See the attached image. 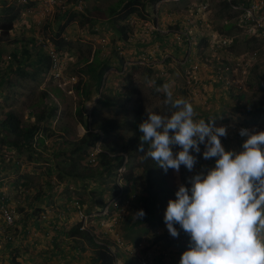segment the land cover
<instances>
[{
  "label": "rangeland",
  "instance_id": "1",
  "mask_svg": "<svg viewBox=\"0 0 264 264\" xmlns=\"http://www.w3.org/2000/svg\"><path fill=\"white\" fill-rule=\"evenodd\" d=\"M3 1L0 0V11L4 5ZM8 1L9 3L14 1L17 5H23L24 8L11 33L13 42L4 44V55L0 60V115L8 110H17L25 120L28 119L32 109L38 111L43 105V101L40 100L42 89H49L54 85L62 88L64 97L61 99L50 95L59 105V111L51 123L47 124L49 130L46 135L49 134V136L44 145L35 144L33 151L24 150L20 154L16 150L3 148L7 168L0 176L4 179V186L0 187V190L9 194L11 198L9 205L12 209L17 211L16 207L21 201L22 204L25 203V210L16 212L17 221L13 240H8L5 236L0 239V264H11L13 253L18 254L23 264H89L92 255L90 248L81 251L79 256L74 254L75 257L71 254L73 251L71 245L67 247L68 251L64 250L67 257H63L62 245L56 246L58 251L55 253L47 252L49 250L46 247L50 245L49 240L53 229L48 232L44 230L51 221L55 220L50 210L59 208L64 211L65 208L61 205L68 202V195L78 199L79 202H74L78 208L76 212L64 211L70 216L63 218L67 227L71 228L79 220L81 221L82 214L90 217V227L101 223L102 232L109 233L112 243L119 244L120 258L117 264H124L126 260L130 261L138 255L148 256L152 259V264H179L181 255L177 253L185 250L184 242H188L190 237L180 229L179 225H175L180 233L179 238H170L171 235L163 219L168 200L159 203L155 218L140 221L137 217L141 206L139 198L145 186L141 171L135 173L137 181L128 191H131L127 197L131 207L127 211L125 208L127 204L117 207L118 200L112 195L114 183L119 181L115 180V177H110L103 186L99 180H93L84 187V184L82 185L77 179L68 177L61 179L59 170L56 169L52 179L54 189L51 192L47 190L48 168L58 160L57 152L60 153L62 148L67 147L66 142L78 140L86 133V128L76 115V109L83 102L86 119L92 124L113 119L125 123V127L102 135L97 143V148L101 150L105 146L120 148L125 139L135 131H139V124L146 118V116L145 118L137 116L134 100L125 106L99 102L100 90H97L95 79L87 69L88 62L98 58L103 66L108 65L105 85L101 88L103 91L124 96L128 91H132L135 97L140 95L145 98V111L148 112L169 114L168 106L164 103L165 93L156 90L162 88L164 84H169L175 98L186 99L193 105L195 120L204 119L207 123L212 119L215 125H227V137H221V142L226 150L240 151L239 130L241 128L247 127L253 132L264 131V107L258 111L257 115L247 111L250 98H253V101H264V87H261L264 83L263 43L251 37L248 38L249 35L245 34L238 25L231 29L225 27L230 22H236L238 14L234 9L223 6L222 0H162L156 5L148 3L146 9L140 11L141 14L134 13L126 21L118 20L117 15H114L101 23L87 22L86 18L90 14L87 9L95 5L106 9L118 0H82L81 8L78 7L80 0H67L66 8L45 7L39 0ZM31 1H35V4ZM29 3L32 6H25ZM203 4L207 9H203L201 6ZM199 5L200 8L195 9ZM73 12L77 13L75 20L61 31L67 17ZM125 22L132 31L128 41H123L113 27L115 23L120 25ZM186 30L195 37L193 44L190 42L180 44L182 40L179 39V35ZM60 31L61 34H59ZM212 32L230 36L237 43L233 48L215 51L210 43H201V37ZM14 38L19 41L24 39L23 42L27 48L34 53L33 59L36 58V53L45 49L48 51L57 49L62 59V76L58 77L50 71L39 74L36 79L23 78L17 73L9 77L12 73L8 63L12 60L14 68L17 67V61L11 58V53L17 50L20 59L23 58L21 46L24 43L15 42ZM60 39H63V45L59 49L57 40ZM258 48L261 55L257 65L259 68L256 69L255 66L250 76L241 71L236 76L238 84V80L246 81L243 91H238L239 89L229 91L222 86L205 82L211 73L208 70H202L200 73L197 71L195 76L189 73V71L193 73L192 67L196 62L201 64L203 59L213 56L215 52L222 55H239L243 51ZM189 58L192 61L187 62ZM23 68L34 72L38 68V63L26 64ZM80 80H83L85 85L92 84L90 96L87 99H84V95L77 87ZM241 92H244L246 97L238 99ZM94 110H96L95 113ZM254 121L256 122L253 123ZM53 139L59 140L55 146L52 143ZM246 139L247 137H244V140ZM200 147L201 154L192 153L197 155L198 160L192 172L181 166L178 174L172 169L165 173L157 166L158 175L164 179L162 188H169L173 192L178 190L179 184H185L190 188L191 185L187 183L188 177L201 171L206 173L208 169L214 167L215 158L204 160L202 157L204 146ZM179 150V146H173V152ZM59 158L63 159L64 155L59 154ZM11 160L20 162L21 169L18 173L10 169ZM91 164L96 166L97 162ZM24 174H27V177L20 182L19 179ZM24 181L25 184H23ZM37 190H47V195L43 194L34 199L37 196ZM166 193L162 192L163 197ZM27 194L30 197L28 201ZM169 195L167 194L165 198ZM103 199L106 200L107 206H102L100 200ZM29 202H34L35 206L29 208L27 206ZM36 207L37 209L45 208L48 214L41 215L42 230L31 223L28 225L30 231L26 234L24 231L26 214L34 211ZM130 209L133 213L132 219L123 218L119 222L120 217L123 214H129ZM36 214L39 216L41 213L37 210ZM20 219L22 222L18 221ZM57 226H62V223ZM98 231L100 233V230ZM36 243L38 246H34Z\"/></svg>",
  "mask_w": 264,
  "mask_h": 264
},
{
  "label": "trees",
  "instance_id": "2",
  "mask_svg": "<svg viewBox=\"0 0 264 264\" xmlns=\"http://www.w3.org/2000/svg\"><path fill=\"white\" fill-rule=\"evenodd\" d=\"M160 1L162 0H118L106 9L95 5L92 6V8L87 9L90 14L89 16H87L86 20L87 22L93 21L101 23L102 21H105L108 18L117 15L118 20L126 21L134 13L141 14L140 11L145 10L148 3L156 5ZM3 2L4 5L0 11V60L3 58L4 55V44L13 42L11 39V33L15 29V24L19 19L22 9L24 8L23 5H17L14 1L12 3H9L8 0H4ZM31 2L32 4H35V1ZM234 2L237 3L238 1L235 0ZM222 4L226 8H231L230 2L222 1ZM25 6L32 5L31 3H29ZM76 16V12L71 13L67 17V20L64 25H62L61 31H64L66 26H68L71 22L75 20ZM117 23L113 25L116 33L120 36L123 41H128L131 36L130 34H132L129 25L127 24V22L120 25H117ZM236 25L239 26V20H237L236 22H230L225 27L227 29H231L234 28ZM61 31L59 34H61ZM250 37L251 36H249L248 38ZM186 38L187 35L182 33L180 38L182 41L180 42V44L187 43ZM251 38L256 40L254 36H252ZM208 40L209 35L201 37V43L208 44ZM14 41L18 43L21 42L22 44L24 43L21 46V48H23V58L20 59V54L17 50L11 53V58L17 61V67L14 68V62L12 60L8 63V68L11 71L10 73H12L9 77H12L14 73H17L20 74L23 78L36 79L39 74L48 73L50 71L51 57L49 53L45 51L38 52V58L33 59L34 53L30 48H27V45L25 44V42H23L24 39H22V41H19L17 40V38H14ZM236 43L237 41L233 40L230 43L222 45L215 44V47L216 50L219 52V50L222 48H233ZM62 45L63 39L57 40V46L59 49ZM221 60L223 62L229 63L231 59L229 56L224 55ZM189 61H192L191 58L187 60V62ZM34 63H38V68L34 72L26 71L23 68L26 64L33 65ZM107 68H109L108 65L106 64L105 66H103L98 58H94L92 61L88 62L87 65L88 71L92 73L93 78L95 79L97 90H100V97L98 99L99 102H102V104H118L120 106H125L128 103H131L132 100H134V109L137 113V116L145 118V98L141 97L140 95L135 97L132 91H128L124 96L118 94L112 95L106 93L105 91H103V89H101L105 85V74L108 70ZM255 68L257 69L259 68V66H256ZM149 71L152 72V70ZM205 82L208 83L209 80L206 79ZM213 83L216 86L223 84V82L217 78ZM91 86L92 84L89 83L85 85V82L83 80H80L78 82L77 87L79 88L81 94L84 95V99H87V97L90 96ZM261 87H264V83H262ZM241 93L242 94H240L238 99L246 97L244 92ZM51 94L61 99L64 97V91L61 87L57 85H54L49 89H42V97L40 100L43 101V105L38 111L32 109L29 112L28 119L26 120L23 118L22 114L17 110H9L5 113L3 117H0V173H2V171L6 170L7 168V163H5V153L3 152L4 147L7 150H16L18 154H20L24 150L33 151L35 144H45L46 138L49 136V134L46 135L47 131L49 130V126L47 124L51 123L52 119L57 116L59 111V105L55 101H53L52 97L50 96ZM252 99L253 98H250V104L247 108V111H249L252 115H257L259 114L258 111L263 109L264 101L261 100V102H259L253 101ZM84 109L85 103L83 102V104L76 109V115L78 117V120L86 128V133L78 140H70L66 142L67 147L62 148L60 153L57 152L56 156L58 157V160L52 167L48 168V173L50 177H48L49 180H47L48 192H51L52 189H54L52 179L53 172L56 169L59 170L61 179H64L65 177H68L70 179H77L82 185L84 184V187H86V184L93 180H99V182L102 183L103 186V184L108 181L110 177L114 176L118 172L119 168L126 166L127 171L122 174V179L125 181V184L123 183L121 186L115 184V188H113L112 195L118 200L117 207L119 205H123L124 202L127 200L126 195L121 192V190L118 188L120 187L121 189H124V192L127 193L137 181L135 173L137 171H141V177L145 186L139 198V203L141 204L139 211L143 210L145 215L143 217H138L137 215V217L140 221L152 217L155 218L156 213L158 214L159 203L166 199L169 201L171 197H176L175 192L171 191L169 188H162V180L164 179L157 173L158 165L156 164V162H154L150 158L144 157L148 148L147 144L144 145L143 151L140 150V136L142 135V133L140 131H135L131 136L124 140V142L121 144V147L118 149L105 146L96 154L97 165L93 166V164H91L92 162H90V155L91 152L97 148V143L101 140L102 135L108 134L113 130L125 127V123L121 120L113 119L99 122L97 124H92L91 121H88L86 119ZM95 112L96 110H94V113ZM255 122L256 121H254L253 123ZM243 141L244 137H241L239 135V142L241 145ZM58 142V139H53L52 141L54 146ZM59 154L60 156L64 155V158L60 159ZM11 165L12 166L10 169L12 170V172L18 173L20 171L21 164L18 160H11ZM26 177L27 174H24L19 179V181L22 182V180ZM25 183L26 182L24 181L23 184ZM47 190H37V196L34 197V199L39 198L43 194H46ZM162 192L168 193H166L163 197ZM167 194L170 195L165 198ZM29 198L30 197H28L27 194L26 200L28 201ZM67 198L68 202L62 204L61 206L64 207L65 210H67L69 213L71 211L76 212L78 208L77 204H74L79 202L78 199H73V197L70 195H68ZM10 200L11 198L9 197V194H7L5 191L0 190V205L7 204L12 209V207L9 205V203L11 202ZM100 202L101 204H103L102 206H106L107 204L105 199L100 200ZM24 204L19 201V204L16 207L17 211L16 209H13L15 211V214L16 212H23L25 210ZM27 206L29 208H32L33 206H35V204L34 202H29ZM36 209L32 212L29 211V213L26 214V226L24 229L26 234L30 231V229H28V225L31 223L42 230V228H40L41 220L39 218H41V215L43 214H48V212L45 208L38 207L37 210H39V213H41L38 216L36 214ZM58 211L59 208H54L50 210L51 215H53L52 213L56 214V212ZM53 217L55 218V220L51 221L48 224V227L43 230H47L46 232H48V230L51 229L50 231H52L53 229V236L51 235L50 239L55 237L54 244L56 246L62 245L61 252L63 254V257L68 256L66 255V253H64V250L68 251L67 247L71 245V247L73 248L71 254H73L74 257L76 256L74 254H78L79 256L81 251H84L87 248L91 249L92 255L89 264H116L117 253L114 252L112 249V241L109 238V233H105L104 231L102 232L101 223H99L95 227H83L82 221L79 220L73 225V227L68 228L66 225L63 224V221H61L60 218L55 216ZM132 217L133 213L130 209L129 214H123L120 217L119 222H121L123 218H128L129 220H131ZM18 221L22 222L21 219ZM59 223H62V226H57ZM98 229L100 230L101 234L99 233ZM14 230V225H6L5 231L0 232V239L5 236L8 240H13V238L15 237ZM36 241L38 242V239H36ZM188 242H184L185 245H183V247L186 246V248H188ZM34 246H38L37 243ZM36 251H38V249H36ZM40 251L43 252V250ZM32 252H34V250H32ZM45 254L47 255L48 253ZM135 262H137V260H131L129 264H135ZM11 264H23L21 263L17 253H13V258L11 257Z\"/></svg>",
  "mask_w": 264,
  "mask_h": 264
},
{
  "label": "clouds",
  "instance_id": "3",
  "mask_svg": "<svg viewBox=\"0 0 264 264\" xmlns=\"http://www.w3.org/2000/svg\"><path fill=\"white\" fill-rule=\"evenodd\" d=\"M66 4L67 0H62L52 7L66 8ZM41 5L51 7L44 3ZM78 7H82V0L79 1ZM252 50L255 49L234 55L236 57L225 55L231 60H236ZM52 51L62 64L57 49H45L51 57L50 71L61 77L63 68L61 67L60 75H57ZM260 56L258 48V56L248 68L247 76H250L251 70L257 66ZM211 58L216 59L213 56ZM209 82L214 84L210 80ZM219 86L230 90H245L244 87L224 84ZM156 90L165 93L164 103L168 106L169 114L161 115L146 110V118L138 126L142 133L140 150H144L145 144L148 146L144 157L156 162L165 173L172 169L177 174L181 166L189 172L194 170L198 160L197 155L192 153L201 154V145L204 146V160L215 158L214 167L206 173L201 171L188 177L187 183L191 187L179 184L175 192L176 198L168 201L163 219L170 238H179L180 233L175 225H179L190 237L188 248L177 253L181 255L179 264H264V131L253 132L247 127L241 128L239 135L247 137L241 145V150H226L221 137H227V125H215L212 119L207 123L204 119L195 120L193 105L186 99L175 98L169 84H164ZM173 146H179L180 150L173 152ZM100 150L96 148L91 152L90 162H96V154ZM126 171V166H123L111 177L120 181H115L114 185L123 184L122 174ZM118 189L126 197L131 192L125 193L120 187ZM125 204L127 211L130 201L127 199L123 205ZM137 215L143 217L145 213L140 210ZM81 221L83 227H90L89 216L82 214ZM112 249L117 253V264L120 258L119 244L112 243ZM131 260H137L135 264H142L144 260L152 264V259L146 255H138ZM130 261L126 260L124 264H129Z\"/></svg>",
  "mask_w": 264,
  "mask_h": 264
},
{
  "label": "built area",
  "instance_id": "4",
  "mask_svg": "<svg viewBox=\"0 0 264 264\" xmlns=\"http://www.w3.org/2000/svg\"><path fill=\"white\" fill-rule=\"evenodd\" d=\"M46 6H54L62 0H41ZM231 3V8L235 10L238 14L237 20H239V26L243 29L245 34L249 36H254L258 40L262 41L264 44V0H237L238 2H234L235 0H222ZM203 9H207L206 5L203 4ZM200 8V5L195 7V9ZM187 35L186 41L190 44L194 43V36L189 31H183L179 35V39L181 38V34ZM233 41L232 37H228L223 34H219L216 32H212L209 35V43L211 47L216 50L215 44L222 45L226 43H230ZM258 56V49L252 50L250 52H246L238 57L236 60H230L229 63L223 62L222 56L219 53L213 54V59L211 57H206L203 59V62L200 64L196 62L193 65V73L191 71L190 74L192 76L196 75V72L200 73L202 70H208L211 72L208 76V79L211 82H214L217 79L223 82L226 86H237L239 88H243L246 86V81L243 82L238 80L237 83L236 76L241 71L242 73L248 74V68L253 65V60ZM52 57L54 59V65L58 70L57 75L61 73L62 64L60 63L56 53L52 51ZM199 66H202L199 68ZM198 75V74H197ZM224 126V125H221ZM95 159V158H94ZM93 159V160H94ZM0 219L2 220V232L5 231L6 225H14L16 220L15 212L7 205H0ZM142 264H148L146 260L143 261Z\"/></svg>",
  "mask_w": 264,
  "mask_h": 264
},
{
  "label": "crops",
  "instance_id": "5",
  "mask_svg": "<svg viewBox=\"0 0 264 264\" xmlns=\"http://www.w3.org/2000/svg\"><path fill=\"white\" fill-rule=\"evenodd\" d=\"M2 116V115H1ZM12 151H14V150H12ZM6 163V162H5ZM0 168H1V165H0ZM3 172V171H2ZM0 176H1V173H0ZM2 186H4V179L3 178H0V187H2ZM6 192V191H5ZM25 202V201H24ZM64 211H66L67 212V210H64ZM64 211H62V209H59V211L58 212H56V214L55 213H53V216H55V217H58V218H60L61 220H63V224H65L66 226H68L67 224H66V222L64 221V219L63 218H67L68 217V214L69 213H64ZM37 216V215H36ZM67 216V217H66ZM40 220H41V218H39ZM2 224H1V222H0V232H2V226H1ZM56 234V233H55ZM52 236H53V234H52ZM51 237V236H50ZM54 238L55 237H53V238H51L50 240H49V244L50 245H48L49 247H46L48 250H50L51 251V253H55V252H57L58 250L56 249V245L54 244Z\"/></svg>",
  "mask_w": 264,
  "mask_h": 264
}]
</instances>
